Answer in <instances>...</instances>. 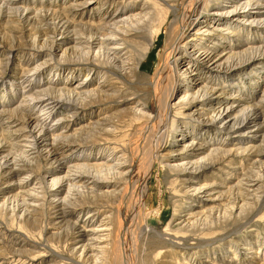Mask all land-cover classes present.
Returning <instances> with one entry per match:
<instances>
[{
    "label": "rangeland",
    "instance_id": "rangeland-1",
    "mask_svg": "<svg viewBox=\"0 0 264 264\" xmlns=\"http://www.w3.org/2000/svg\"><path fill=\"white\" fill-rule=\"evenodd\" d=\"M84 1L91 2V4L87 5ZM130 1L135 0H20L17 2L0 0V146H2L3 150L0 157L3 154L10 153L18 160L26 154L14 144L15 141L14 138H11L10 131L14 130L15 127H10L8 120L11 117L22 119L23 113L27 115V110H24L19 105L21 102L20 95L22 96L23 94L22 90L27 91L31 87L27 81L48 82L43 85V88L48 87L46 95L60 96V92L56 91L57 89L49 88L53 87L50 80L54 81L60 77L61 80H65L68 68L74 67L75 61L73 60L79 58L77 53L81 51L79 44L66 45L65 37H72L74 30L75 33L78 32L82 35L90 34L88 33L89 30L101 35V31L106 32V28L102 23L100 26L96 24L100 21H105L107 18L104 19V17L110 14L119 13L122 6L131 7ZM139 1L140 6L143 0ZM175 1L179 3L180 0ZM218 1L223 3L217 8L218 14L213 13L222 19L235 21L231 22V24L236 26L235 28L228 25L229 29L223 31L225 32L223 34H227L226 37H229L228 39L232 40L235 46H243L241 48L247 47L242 44H246L248 47L255 46L252 41L253 37L261 35L264 38V9H260V13L254 14L255 17L253 16L252 19L257 18V21L248 23L246 21L247 18L243 14L245 11L241 14L236 13L239 12V9L243 11L242 9L246 6L245 2L241 3L237 11L232 13L230 11L235 5H238V0ZM257 1L264 4V0ZM148 2L149 6H152L158 0H148ZM82 3L85 7L72 6L73 4ZM210 4L211 2L206 7L207 11L211 8ZM104 5H106L107 10L101 9ZM154 8L156 11H152L153 15L150 17L151 20L150 18L148 19L149 23L145 21L144 23L136 24L135 20L131 23H129L131 20L124 23L123 29L128 31V44L131 46L135 61L133 74L131 75V71L126 70V74L112 75L111 79L106 81L111 90L98 94V97L101 98L100 101L104 102L100 109L92 106L86 110L79 109V112H73L72 110H69L70 112L67 110L57 112L55 117L49 120L48 124L53 126L52 128L56 130V134L60 132V134L63 133L62 135L71 134L65 138L66 141L83 144L87 143L86 140H88V143H92L98 136L114 141L126 140L129 135H135V132L139 131L138 129L144 123V119L134 116L132 110L134 107L141 108L138 102L148 104L149 107H144L143 109L147 112L151 108V93L148 90L146 92L143 81L152 74L157 61L164 59L167 48L170 49V46L166 47L170 40L167 37V27L174 20V18L172 19V14L167 12L164 5L158 4ZM124 15L126 14L121 13L120 17ZM202 15L203 13L197 15L195 20H200ZM59 19L62 22L72 20V25L67 31H62L58 23ZM205 19L206 21L201 19V22L202 24H207L206 26L208 24L222 25V21L215 22L209 18ZM248 19H251V17ZM236 22H242L239 26H242L243 31L236 30L238 28ZM233 31L236 32L234 36L231 34ZM247 37H249L250 43L246 42ZM51 39L61 43L60 50L56 52L55 56L46 49L37 51L41 46L50 49L52 45ZM65 47L69 49L66 50L67 52L64 50ZM70 47L73 51L70 50ZM74 47L78 49L75 50ZM251 58L256 62L249 63L246 60ZM60 61L62 63L59 65L58 62ZM195 63L200 69L206 70V66L200 61ZM186 65L187 62L182 68L186 67ZM227 67H230L229 71H231L227 78L229 81L234 80V83L229 93L223 95L224 99L229 100L232 95L236 96V94L243 96L246 101L243 112L254 105L263 107L264 103L261 101L264 100V49L262 47L257 50L256 48H248L244 53L228 60ZM196 70L201 73L204 80H208L209 84L211 83L209 78L204 77L203 72H200L198 68ZM29 72L31 74L30 77L25 79L26 74ZM223 73V70H221L220 76H223ZM86 74L87 71L80 72L79 76L69 84L70 88L75 85L76 81L84 78ZM102 77L103 73L93 75L91 72L88 77L92 82L91 88H96V84L102 82ZM217 80H219L217 83H220L224 79L220 78ZM62 85L59 84V86ZM217 86L219 85L217 84ZM144 92L147 98L146 101ZM181 93L179 90L172 101L177 100ZM62 96L66 97L67 94ZM216 99L220 102L225 101L219 98ZM196 107L201 106L197 103ZM62 108L65 109V105ZM38 110L39 108L33 110V114L38 113ZM263 110L264 107L261 109L263 113L261 119H264ZM102 111H105L104 115L111 114V120L118 126L112 136L98 135L100 133L98 128L93 130L84 129V125L90 121L95 122L97 120L95 115ZM90 112H93V114L89 116ZM59 117H65L68 120L52 125L57 122L55 119ZM201 122L186 116L179 118V125L176 126L179 129L195 126L194 130L199 132L200 136H203L201 139H194L195 144L197 141H201L203 142L201 143L202 145H208L207 142L211 140L212 136L208 135L207 132L204 134L205 131H202L200 126ZM66 126L68 127L66 128ZM208 128H211L210 131H215L220 127H218V124L217 126L210 124ZM174 130L168 140L164 137V146L160 151V154H165L169 159L157 157L151 177L148 178V200L145 202L141 217L136 222L137 230L135 228L136 232L133 235L134 241L137 240L135 245L139 249L135 264H176V262L181 264H209L207 263L208 259L211 264H264V122L262 129L257 133V140L250 143L246 149L250 157L252 154L257 153L252 157L254 164H250L252 158L246 161L247 158L244 157L243 162H246L243 164L242 170H238L240 173L236 174L233 171V180L229 183V185L232 184L231 187L233 189L226 196V199L220 201L218 205L205 203L206 205L201 210L198 208L197 203L200 197H195V200H191L193 204H185L188 199L190 200L191 196L183 194L181 186H188L193 192L195 188H201L214 180H216L215 182H227L225 179L231 175L230 172L232 170L227 167L225 170L219 171V164H214L208 170L201 171L198 178L181 184L177 180L178 176L170 170L167 162L173 163L174 161L182 160L183 157L181 155H171L173 152L171 148L180 150L192 138L189 135L184 137L177 136L178 131L176 134ZM227 133H230L229 129L228 131L225 129V131L219 132V135L216 136V140L224 142L218 146L225 150L235 147L232 139V135L235 133H231L229 136ZM51 136H46L48 138L47 143L52 142ZM174 139L177 140V144H172ZM206 149H198L203 151L199 154L197 153V156L214 158L220 155V153L211 155L208 152L209 149ZM70 152L64 150L62 154L66 155L70 154ZM233 153L237 155L235 150ZM32 156L34 157L30 159L32 161L31 164L27 163L26 167L23 168L24 170L21 171H19L21 162H18V165H11L12 167L5 168L4 161L1 162L0 158V264H78L80 263L79 259L83 258L80 255L83 252L82 244L84 243L75 242L81 229L79 226L85 221L88 224L87 214L90 211H95V207H99L102 212L94 222L89 224L98 227L100 221L106 220L105 216L108 215H111L112 224L116 221L118 201L113 198L108 203L107 194L105 196L89 194L87 195V200L82 198L87 203L89 201L92 204L90 208L82 206L84 210L81 213L75 211L66 215L64 219L55 218L53 203L50 201L53 196H49L51 193L48 191L50 177L46 176L53 155L49 151H44L38 155L35 153ZM192 159H195V157ZM240 160L239 155L234 157L235 162ZM237 167L241 166L237 165ZM27 176L30 177L28 178L27 186H34V191L37 193L40 192L41 177L39 176L45 177L42 185L43 188L45 186L47 191L39 195L41 196L40 198L43 197V200L38 201L43 203L38 208L25 205L24 202H31L20 193L19 180ZM242 176L244 178L257 179L255 181L256 186L248 189V186L242 184L241 190L240 187L234 188V183L240 180L243 183H247V180L242 179ZM202 194L199 193L198 196ZM60 195H64V192ZM74 201L75 199L73 201L67 199L64 202V206H70L67 203H74ZM176 205H180L179 211L183 213H186V211H183V206L192 207L193 211L199 212V215L196 219L185 221L186 223H178L184 216L174 215L173 212ZM26 208H33L34 210L26 214ZM166 225L169 227V232L174 236L185 238L192 236L205 240L200 246L190 248L189 254H186V248H178L179 246L166 247V244L154 242L151 231L164 228ZM143 230L144 233L142 232ZM107 237L112 244L113 239L110 235ZM127 240L129 241V239ZM192 243L197 245L198 241H193ZM192 252H196V254L191 255ZM169 259H174V261L169 262ZM108 261L109 258L107 257L106 264H109Z\"/></svg>",
    "mask_w": 264,
    "mask_h": 264
},
{
    "label": "bare ground",
    "instance_id": "bare-ground-1",
    "mask_svg": "<svg viewBox=\"0 0 264 264\" xmlns=\"http://www.w3.org/2000/svg\"><path fill=\"white\" fill-rule=\"evenodd\" d=\"M11 1L17 2L20 0ZM238 1V5H235L230 12L237 11L238 6L245 2L246 6L242 9L243 11L239 9V12L236 13L241 14L245 11L243 14L247 18L246 21L248 23L257 21V18H252L253 16L255 17V13H260V9H264V4H261L257 0ZM139 2V0L130 1L131 7L122 6L119 13L115 12L104 17V19L107 18L105 21H100L96 24L100 26L102 23L106 28V32L101 31V35L93 32V30H89L88 33L90 34L88 35H82L78 32L75 33L74 30L72 37L66 36V45L79 44L78 46L81 51H76L78 52L79 58L73 60L75 61L74 67L68 68L65 80H61V77L56 78L54 81L50 80L53 87L49 88L57 89L56 91L60 92V96L46 95L48 87L43 88V85H46L45 83L48 82L26 80L31 87L27 91L22 90L23 94L22 96L20 95L21 102L19 105L24 110H27V115L23 113L22 119L11 117L8 120V123L11 125L10 127H15L14 130L10 131V136L15 141L14 144L26 154L18 160L10 153L3 154L0 158L1 162L4 161L5 168L18 165V162H21L19 167V171H21L24 170L23 168L26 167L27 163L31 164L32 161L30 159L34 157L32 155L35 153L38 155L40 152L49 151L53 155L46 176L50 177L48 191L51 193L49 196H53L50 201L53 203L52 207L55 218L64 219L66 215L75 211L81 213L84 210L82 206L90 208L92 204L89 201L87 203L83 199L85 198L87 200V195L89 194L99 196H105L107 194L106 199L108 203L113 198L118 201V210L117 213L115 212L116 221L114 220L116 223L113 222L111 224V215H108L105 216L106 220L100 221L98 227L89 224L94 222L102 212L99 207H95V211H90L87 214V218L89 219L88 224L85 221V223L79 226L81 229L75 242L84 243L82 244L83 252L80 255L83 258L79 259L80 263L78 264H106L107 257L109 258V264H131V262L135 264L136 258L139 255V249L135 245L137 240L134 241L133 235L136 232V222L141 217L145 202L148 200V178L151 177V172L156 165L157 157L160 156L163 159H169L165 154H160V151L164 146V137L168 140V137L171 136L174 129L176 134L178 131L177 136L184 137L189 135L192 138L180 150L171 148L173 150L171 155H181L183 157L182 160L174 161L173 163L167 162L170 170L178 176L177 180L181 184L198 178L201 171L208 170L214 164H219V171L225 170L227 167H230L232 170L230 172L231 175L225 179L227 182H215L216 180H214L209 184L203 185L201 188H195L193 192H191L188 186H181V190L183 189L182 193L186 196H191L190 200L188 199L184 203L186 205L193 204L191 200H195V197H200L197 202L200 210L208 203L218 205L220 201L226 199V196L233 189L231 187L232 184L229 185L230 181L233 180V171L239 174L240 171L238 170H242L243 164L257 154H252L250 157L246 149L250 143L257 140V133L262 129L264 119H261L263 115L261 109L264 106L254 105L243 112L246 104L243 96L236 94V96H231L233 98L232 100H230L231 98L225 100L223 95L229 93L234 83V80L229 81L227 78L231 73L229 71L230 67H227L228 60L244 53L248 48H256L257 50L262 47L264 49L263 36L257 35L252 38L255 46L248 47L246 44H242L247 46L246 48H241L243 46L239 47L238 45L235 46L234 42L229 40V37H226L227 34H223L225 33L223 32L224 30L229 29L227 27L228 25L234 28L236 27L234 24H231V22L235 21L222 19L214 14H218L217 8L223 3L218 0H180L179 3L175 0H158L152 6H149L148 0H143L140 6ZM210 2L212 5L210 4L211 8L207 11L206 7L209 6ZM84 3L87 5L91 4V2L86 1ZM158 4L164 5L167 12L172 14V19L174 18L167 27V37L170 40L166 47L170 46V49L167 48L163 57L164 59L157 61L152 74L143 81L146 92L148 90L151 93V108L147 112L143 109L144 107L148 108V104L138 102L141 108L134 107L132 110L134 116L144 119V123L138 129L139 131L135 132V135H129L126 140L114 141L98 136L100 134L112 136L118 128L117 124L111 120L112 115H104L105 111H102L95 115L97 117L95 122L90 121L86 123L87 125H84L85 130L98 128V132H100H97L98 135L96 136L98 138L92 143H88V140H86L87 143L83 144L71 143L65 140L71 134L62 135L63 133L60 134L61 132L56 134V130L52 128L53 126L48 124L49 120L53 119L57 112L66 110L79 112V109L86 110L92 106L100 109L104 105V102L100 101L101 98L98 97V94H102L110 89L106 81L111 79L112 75L126 74V70L131 71V75L133 74L135 61L131 46L128 44V31L123 29L124 23L130 20L129 23L135 20L136 24L147 22L151 15H153L154 10L156 11L154 8L155 5ZM72 6L85 7L83 3L73 4ZM111 6L113 7V5ZM104 7H101V9L107 10ZM121 13L126 15L120 17ZM200 13H203L201 18L203 21H206L205 18H209L215 22L222 21V25L208 24L206 26L207 24H202L201 19L198 21L195 20L196 16ZM249 17L251 19H248ZM122 21L125 22L122 23ZM58 23L62 31H67L72 25V20L62 22L59 19ZM219 23L221 24V22ZM240 23L242 22H236L238 27L236 30L243 31L242 26H239ZM231 34L234 36L236 32L233 31ZM249 41L250 39L247 37L246 42L250 43ZM50 42L52 43L50 49L41 46L37 51L46 49L55 56L56 52L60 50L61 43H57L53 39ZM74 49L76 50L78 48L74 47ZM64 50L69 49L65 47ZM70 50L73 51L71 47ZM246 60L249 63L256 62L252 58ZM197 61L204 64L206 70L200 69L195 63ZM185 62H187L186 67L184 66L182 68ZM58 63L60 65L62 62L60 61ZM196 68L200 72H203L204 77L209 78L212 84H209L208 80H204ZM221 70L224 72L223 76L219 74ZM84 71H87L85 77L76 81L75 85L70 88L69 84L72 80L77 78L80 72L82 73ZM91 72L93 75L103 73L102 82L96 84V88H91L92 82L88 78ZM26 75L25 79L29 78L31 74L29 72ZM220 78L224 80L217 83L219 81L217 79ZM236 79L240 80L239 78ZM59 84L63 85L59 86ZM181 86L182 88H180ZM183 86L185 87L184 89ZM179 90L182 93L177 100L172 101ZM64 94H67V96L63 97L62 95ZM216 98L225 101L220 102ZM144 99L145 101L147 100L145 92ZM261 102L264 103V100ZM197 103L201 107H196ZM64 105L65 109L62 108ZM36 108H39V112L33 114V110ZM91 114L93 112H90L88 115L90 116ZM186 116L199 120V122L202 121L201 125L199 124L202 127V131H205L204 134L207 132L208 135L212 136L211 140L207 142L208 145H202L201 143L203 142L201 141H197L195 144L194 139L203 138V136L199 135V132L194 130L195 126H189L185 129H179L177 127L179 125L178 119ZM55 120L57 122H54L52 125H56L58 122L63 123L68 119L59 117ZM210 124L216 126L218 124L220 128L215 131H210L211 128H208ZM225 129L227 131L229 129L230 133H227L228 136L231 133H235L232 135L235 147L226 150L218 146L224 142L216 140L219 132H223ZM65 132L67 131L65 130ZM47 135H52L50 137L52 142L47 143ZM205 136L207 137V135ZM213 139L214 141H212ZM172 144H177V140H172ZM1 147L0 154L3 152ZM201 148H205V150L208 148V152L211 155L217 153H220V155L214 158L208 156L198 157L197 155L203 151L198 150ZM64 150L71 152L70 154L64 155L62 154ZM234 150L237 155L233 153ZM238 155L241 160L235 162L234 157ZM193 157L195 159H192ZM244 157L247 158L245 162H243ZM250 164H254L253 158ZM237 165L241 167H237ZM29 176L20 179L18 186L24 198L31 202L26 203L23 201L24 204L38 208L43 203L38 201L43 198H40L41 196L39 195L47 191L45 186L43 188L42 185L43 178L45 177L39 176L41 177L39 185L40 192L37 193L34 191V186H27ZM242 179H246L247 183H243L240 180L234 183V188L240 187L241 190L242 184L248 186V189L256 186L255 181L257 179L244 178V176H242ZM63 192L64 195H60ZM199 193L203 194L198 196ZM67 199L70 201L75 199V201L74 203H67L70 206H64V202ZM33 208H26L25 213L29 214L34 210ZM179 208L180 205H176L173 212L174 215L184 216L178 223L196 219L199 215V212L193 211L192 207L183 206V211H186V213L179 211ZM144 230L142 231L143 233ZM151 233L154 242L166 244V247L179 246L178 248H186V254L190 253V248L200 246L203 240H205L192 236L188 238L174 236L169 232L168 225L164 228L151 231ZM109 235L113 239L112 244L108 240L107 236ZM137 236L136 238H138ZM193 241H198V244L194 245L192 243ZM195 254L196 252L191 253V255ZM168 261L173 262L174 259H169ZM207 261V263L211 264L209 259ZM176 264L181 263L176 262Z\"/></svg>",
    "mask_w": 264,
    "mask_h": 264
}]
</instances>
